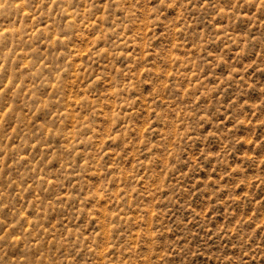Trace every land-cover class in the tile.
Masks as SVG:
<instances>
[{
    "label": "rangeland",
    "instance_id": "rangeland-1",
    "mask_svg": "<svg viewBox=\"0 0 264 264\" xmlns=\"http://www.w3.org/2000/svg\"><path fill=\"white\" fill-rule=\"evenodd\" d=\"M0 264H264V0H0Z\"/></svg>",
    "mask_w": 264,
    "mask_h": 264
}]
</instances>
